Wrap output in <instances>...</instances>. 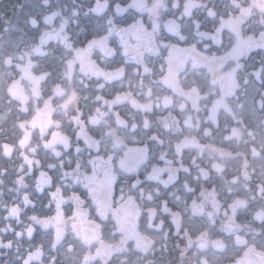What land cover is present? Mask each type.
Wrapping results in <instances>:
<instances>
[{
    "label": "flooded vegetation",
    "instance_id": "1",
    "mask_svg": "<svg viewBox=\"0 0 264 264\" xmlns=\"http://www.w3.org/2000/svg\"><path fill=\"white\" fill-rule=\"evenodd\" d=\"M81 2L88 32L72 0L56 23L84 36L72 87L26 124L86 157L66 193L43 186L55 243L103 264H264V0Z\"/></svg>",
    "mask_w": 264,
    "mask_h": 264
},
{
    "label": "trees",
    "instance_id": "2",
    "mask_svg": "<svg viewBox=\"0 0 264 264\" xmlns=\"http://www.w3.org/2000/svg\"><path fill=\"white\" fill-rule=\"evenodd\" d=\"M83 4L81 0H72L68 5L70 10L76 8L78 11L79 33L88 32L82 28L85 22L80 7ZM62 9L60 0H0V264L104 263L95 258L94 251L86 250L78 241L68 239L65 245L55 243L50 224H54L59 203L54 191L52 195L49 188H43L61 182L66 193L65 185L81 173L86 157L65 147L61 157L56 158V154L46 152L41 142L36 141L32 156L25 149L26 145L23 155L16 147L8 153L2 148L4 144L13 146L18 143L22 136L17 133L21 131L20 120L28 119L31 116L28 113L42 105L46 97H55L57 87H72L73 81L67 85L62 74L68 61H77L74 52L82 47L79 42L84 36L60 34L49 39L45 37L58 22ZM129 14L132 12L127 14L128 21L132 20ZM44 16L52 19L49 28L43 23ZM31 19L36 21L35 25H30ZM95 22H99L98 18ZM183 32L182 23L178 30L180 37ZM12 49L15 54L11 60L20 68L8 60ZM16 83L21 84L20 90H26L24 102L14 97L15 92L10 90ZM31 90L36 96L30 100L28 93L31 94ZM42 169L47 173L46 178H41ZM65 247L71 250L60 249Z\"/></svg>",
    "mask_w": 264,
    "mask_h": 264
},
{
    "label": "rangeland",
    "instance_id": "3",
    "mask_svg": "<svg viewBox=\"0 0 264 264\" xmlns=\"http://www.w3.org/2000/svg\"><path fill=\"white\" fill-rule=\"evenodd\" d=\"M43 4L44 5H46L47 3H45V1L43 2ZM53 17H55V14L53 15ZM51 20L52 19H50L49 18V16H44L43 17V23L45 24V26L46 27H50V26H48L49 25V23L51 22ZM36 24V21L35 20H30V25H35ZM47 24V25H46ZM176 28H178V26H179V22L178 21H176ZM44 26V27H45ZM180 27V26H179ZM60 31V32H59ZM60 33H61V30L59 29V28H57L56 27V25L51 29V30H48V32H47V34H45V37H46V39H49L51 36H55V35H60ZM13 42H11V46L12 47H15V44H12ZM15 51H14V49H12L11 51H10V56H9V59L8 60H11V58H12V56H14V53ZM74 53H76V52H74ZM27 54H28V52L25 54V56H24V58L27 60L28 58H27ZM20 57V60H22V62H24V60H23V57L22 56H19ZM11 62H13V60H11ZM70 62L71 61H68V63H67V65H69L70 64ZM72 63V62H71ZM14 66H18L19 68H20V66H19V64H17L16 62H13L12 63ZM67 65H66V67H67ZM67 75V74H66ZM65 80H66V82H67V85H70V83L72 82L71 81V78L69 77V76H67V79L65 78ZM35 82V81H34ZM34 84V83H33ZM15 85V84H14ZM11 86L10 87V90L11 91H13V92H15V93H13V96L15 97L16 96V98L17 99H19V100H21V102H24V100H25V98H24V94L26 93V90L23 88V91L22 90H20V86H21V84H19V83H16V85L15 86ZM26 86V85H25ZM28 91H29V89H28ZM68 93H70V90H69V92ZM29 94V98H30V100L32 99V98H34L35 96H36V94L35 93H33V90H31V94L30 93H28ZM29 111L31 110V107H30V109H28ZM40 110H41V106H38V107H35L34 109H33V111H31V112H29L28 114L30 115L31 114V116L28 118V119H26V120H20V122H19V124L21 125V131L23 132H21V131H18L17 133H19L20 135H22V136H20L19 137V140H18V143H16L15 145H13V146H11V145H9V144H4V146L2 147L3 148V151L4 152H6V153H8V152H10V151H12V149H14L15 147H16V149L17 148H19L20 149V151H19V153H21V155H23V148H24V145H26L25 146V149H27L28 150V152L30 151V148H33V146L34 145H36V143H35V141L36 142H38V139H36V138H33L31 141H30V139H27L28 138V131H27V129L26 128H28L27 126H26V124H28V121H29V128L31 129V128H35V127H39L40 126V124H39V121H38V119H40ZM4 120V119H3ZM0 122H1V118H0ZM15 136H17V134L15 135ZM18 138V137H17ZM55 139H57V138H55ZM51 141H53V140H51ZM30 143H31V145H30ZM38 144V143H37ZM49 144V143H48ZM65 145V144H64ZM14 152V151H13Z\"/></svg>",
    "mask_w": 264,
    "mask_h": 264
},
{
    "label": "water",
    "instance_id": "4",
    "mask_svg": "<svg viewBox=\"0 0 264 264\" xmlns=\"http://www.w3.org/2000/svg\"><path fill=\"white\" fill-rule=\"evenodd\" d=\"M136 3L139 2V0H135ZM49 100H47L46 102H48ZM46 119V117H44L43 115L41 116V120L44 121ZM90 145H92V143H90Z\"/></svg>",
    "mask_w": 264,
    "mask_h": 264
},
{
    "label": "clouds",
    "instance_id": "5",
    "mask_svg": "<svg viewBox=\"0 0 264 264\" xmlns=\"http://www.w3.org/2000/svg\"><path fill=\"white\" fill-rule=\"evenodd\" d=\"M67 146V145H66Z\"/></svg>",
    "mask_w": 264,
    "mask_h": 264
}]
</instances>
